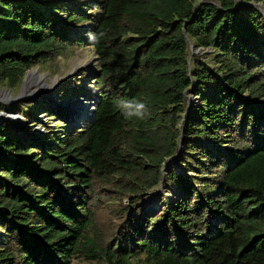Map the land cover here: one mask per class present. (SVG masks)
I'll return each instance as SVG.
<instances>
[{"label":"trees","instance_id":"obj_1","mask_svg":"<svg viewBox=\"0 0 264 264\" xmlns=\"http://www.w3.org/2000/svg\"><path fill=\"white\" fill-rule=\"evenodd\" d=\"M87 1L90 18L65 22L41 0H0V85L57 74L71 44L100 67L85 126L41 147L0 122V264H264V0ZM90 20L72 40L67 23ZM121 101L148 112L125 118ZM44 106L18 112L36 122ZM182 137L179 196L148 212Z\"/></svg>","mask_w":264,"mask_h":264},{"label":"rangeland","instance_id":"obj_2","mask_svg":"<svg viewBox=\"0 0 264 264\" xmlns=\"http://www.w3.org/2000/svg\"><path fill=\"white\" fill-rule=\"evenodd\" d=\"M41 1L47 4V8H56L58 13L55 12L54 14L65 22H67L65 17L69 14H72L73 17L76 13L91 17V10L86 5L90 2L87 0ZM261 11L264 13V8ZM87 19L84 18L82 21ZM93 23V20L82 24L68 22L67 27L70 33L78 38V35L82 34L83 28L92 27ZM191 51L198 55L201 53L200 50H194L193 47ZM62 54L59 59L57 74L53 75L43 67L36 66L32 68L36 73L31 76L25 87L22 86L23 83L17 89L0 85V122L2 125L5 123L12 125V132L20 138V144L23 146H26L30 139L36 145L45 147L48 143L45 138L50 131L60 132L65 126H73V124L83 127L87 122L93 120L96 106L95 89L98 88L99 91V84L95 81V78L90 77L96 75L100 68L96 60V53L90 44L80 43L69 45ZM67 91L70 92V95L74 94L76 98L65 97ZM7 92H10V97L7 96ZM193 92L192 88L191 93L187 94L189 109L200 102V97ZM78 96H81V98H78ZM15 97H21V101L15 100ZM31 101L44 104V107L48 110L44 112L37 111L36 122H30V119H27V114L18 112V106L21 102ZM28 114H30V111ZM181 139L180 144L184 145V138ZM180 144L179 152L182 151L181 154H176L164 162L162 187L159 190L156 189L157 191L150 192L147 196L145 204L148 212L158 213L166 202L179 196L178 190L170 183L167 176L172 171L185 173V166L179 160L177 161L178 157L184 153L183 145ZM12 155V158H14L13 152ZM156 193L158 195L157 202L153 204L151 198ZM125 202L127 203V200ZM3 236H5V232L0 228V241L3 240ZM73 264L87 263L81 258H75Z\"/></svg>","mask_w":264,"mask_h":264},{"label":"clouds","instance_id":"obj_3","mask_svg":"<svg viewBox=\"0 0 264 264\" xmlns=\"http://www.w3.org/2000/svg\"><path fill=\"white\" fill-rule=\"evenodd\" d=\"M89 15V14H88ZM87 17V16H86ZM89 18V17H87ZM94 21V20H93ZM89 22V21H88ZM95 26V21L93 23V26ZM86 28H89V26L87 27H84L83 30H82V34H83V31L84 29ZM79 33V32H77ZM81 34V35H82ZM69 35L71 36L72 40L73 38H75L74 35H72L69 31ZM81 35H78L79 37ZM101 36L103 34H100ZM78 37V38H79ZM95 39H98V37H93ZM97 56V55H96ZM98 57V56H97ZM98 61V60H97ZM29 71V70H28ZM26 76V75H25ZM76 98V97H75ZM78 98H81V96H78ZM77 100H81V99H77ZM96 102V101H95ZM120 109H121V113L122 115L125 116V118H130V117H136V118H140V119H143L145 117V115L147 114L148 112V108H147V105L143 102V101H135V102H126V101H121L118 103L117 105ZM93 118H94V113H93ZM74 125V124H73Z\"/></svg>","mask_w":264,"mask_h":264},{"label":"water","instance_id":"obj_4","mask_svg":"<svg viewBox=\"0 0 264 264\" xmlns=\"http://www.w3.org/2000/svg\"><path fill=\"white\" fill-rule=\"evenodd\" d=\"M237 5H241V0H237ZM263 8V7H262ZM184 32L186 33V29H184ZM96 60H98V57H96ZM34 73H36L35 71H33L32 69H30L28 72H27V74H26V76H25V78H24V81H23V84H22V86L23 87H25L26 85H27V83H28V81L30 80V78H31V76L34 74ZM99 73L98 72H96V75H98ZM95 75V74H94ZM7 96H9L10 97V92H7ZM15 100H17V101H21V97H15L14 98ZM181 146L183 145L182 143L180 144ZM179 152V151H178ZM182 152V151H181ZM181 152H179V153H177V154H181ZM177 159V158H176ZM177 161H178V159H177ZM165 174V173H164ZM163 181H164V178L162 179V184H163ZM162 184L160 185V187L157 189V190H159L161 187H162ZM156 190V191H157Z\"/></svg>","mask_w":264,"mask_h":264},{"label":"bare ground","instance_id":"obj_5","mask_svg":"<svg viewBox=\"0 0 264 264\" xmlns=\"http://www.w3.org/2000/svg\"><path fill=\"white\" fill-rule=\"evenodd\" d=\"M54 83H56V82H54ZM50 87V86H49ZM157 197H158V195H157V193L156 194H154V196L151 198V201L153 202V204H155L156 202H157Z\"/></svg>","mask_w":264,"mask_h":264}]
</instances>
